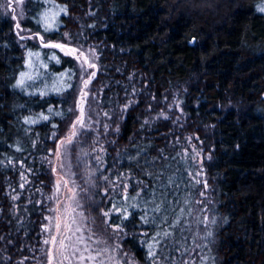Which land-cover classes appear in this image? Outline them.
I'll list each match as a JSON object with an SVG mask.
<instances>
[{
  "label": "trees",
  "instance_id": "obj_1",
  "mask_svg": "<svg viewBox=\"0 0 264 264\" xmlns=\"http://www.w3.org/2000/svg\"><path fill=\"white\" fill-rule=\"evenodd\" d=\"M2 3L0 264H47L51 159L77 116L80 72L57 49L23 45ZM262 6L26 1L24 28L98 51L94 124L73 165L89 223L126 264H183L196 241L195 264H264Z\"/></svg>",
  "mask_w": 264,
  "mask_h": 264
},
{
  "label": "rangeland",
  "instance_id": "obj_2",
  "mask_svg": "<svg viewBox=\"0 0 264 264\" xmlns=\"http://www.w3.org/2000/svg\"><path fill=\"white\" fill-rule=\"evenodd\" d=\"M26 1L3 0L1 5L3 14L13 19L15 32L22 44L26 45L27 42H33L45 49H57L61 55L75 61L81 78L77 100V116L65 137L59 141L51 159L54 176L52 195L54 207L52 208V213L47 217L45 226V241H48V243L44 244L47 264L49 262L51 264H126L110 240L103 236V232L98 230L97 226L89 223L83 211L82 199L78 182L76 181L77 174H75V167L73 165L72 149L75 139L83 130L89 131L92 124H94L93 115L96 113L89 89L98 71V51L96 48L78 46L70 42L49 41L42 34L24 28L23 21L26 17ZM50 22L49 25L53 26L54 17ZM17 25H19V28ZM49 25L47 26L49 27ZM52 44H60L64 47L61 49L45 46ZM73 49L76 51H72ZM80 52L84 53L83 57L80 56ZM85 58H87L89 64L94 63L95 67H88L84 63ZM93 72L95 73L94 77L90 75ZM33 76L32 74L30 79ZM36 76V79L38 78L39 80V76ZM86 81L88 82L87 87H85ZM81 108H83V113H81ZM81 118L83 119L82 127L77 123ZM74 125L75 128L73 127ZM73 132H75L74 136L72 135ZM67 138L71 139V143L67 142ZM61 141H64L63 145ZM53 238L56 240L55 243L52 242ZM199 247L200 244L196 241L194 248L188 255L189 257L183 264H195V259L192 256L196 250L200 249ZM82 256L85 257L83 261L81 260ZM131 264L137 263L132 262Z\"/></svg>",
  "mask_w": 264,
  "mask_h": 264
},
{
  "label": "snow or ice",
  "instance_id": "obj_3",
  "mask_svg": "<svg viewBox=\"0 0 264 264\" xmlns=\"http://www.w3.org/2000/svg\"><path fill=\"white\" fill-rule=\"evenodd\" d=\"M261 12H264V6H262L260 9H259ZM17 27L19 28V25H17ZM46 47H53V48H63L64 46L63 45H60V44H52V45H45ZM72 51H76L75 49H73ZM80 56H84V53L83 52H80ZM84 63L85 64H87V66L88 67H92V68H94L95 67V64L93 63V64H89L88 63V61H87V58H85V60H84ZM90 75L92 76V77H94L95 76V73L93 72V73H90ZM23 84H24V80H23V77L17 82V86L18 87H23ZM87 85H88V82L86 81L85 82V87H87ZM40 95H44V93H40ZM85 95H87L86 93H85ZM49 111H51V109L49 110ZM81 113H83V108H81ZM44 120H47L48 119V117L47 116H43L42 117ZM35 121H33V120H25V123H34ZM77 123H79L80 125H81V127L83 126V119L81 118V119H79L78 121H77ZM74 128H75V125L73 126ZM73 136L75 135V132H73V134H72ZM67 142L68 143H71V139L70 138H67ZM61 144L63 145L64 144V141H61ZM196 175H200V173L198 172V173H196ZM197 183H200V181H197ZM204 187L205 188H207V184H206V182L204 183ZM202 195H203V193H202ZM104 215L105 216H108L109 215V213H107V212H105L104 213ZM125 218H127V217H125ZM213 223H214V221H213ZM209 235H211V233H209ZM53 243H55L56 242V240H55V238H53V241H52ZM45 243H48V241H45ZM61 243H63V242H61ZM83 259H85V257H81V260L83 261ZM49 264H51V262H49Z\"/></svg>",
  "mask_w": 264,
  "mask_h": 264
}]
</instances>
